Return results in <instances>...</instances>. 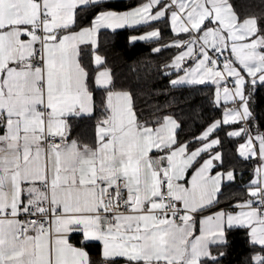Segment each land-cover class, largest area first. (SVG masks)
Wrapping results in <instances>:
<instances>
[{
  "label": "snow or ice",
  "instance_id": "1",
  "mask_svg": "<svg viewBox=\"0 0 264 264\" xmlns=\"http://www.w3.org/2000/svg\"><path fill=\"white\" fill-rule=\"evenodd\" d=\"M261 96L237 0H0V264H264Z\"/></svg>",
  "mask_w": 264,
  "mask_h": 264
},
{
  "label": "trees",
  "instance_id": "2",
  "mask_svg": "<svg viewBox=\"0 0 264 264\" xmlns=\"http://www.w3.org/2000/svg\"><path fill=\"white\" fill-rule=\"evenodd\" d=\"M237 3H243L247 6H249L250 11H262L264 10V5L260 4V0H237ZM120 46H123L124 44V36H121L118 41ZM146 51L143 47H137L131 51L129 54L130 56H137L141 52ZM259 103L261 106H264V96H261L259 98ZM235 252L233 253L232 259L235 258L236 255H238L241 251L246 250L244 245L240 241V237H236L235 243Z\"/></svg>",
  "mask_w": 264,
  "mask_h": 264
}]
</instances>
